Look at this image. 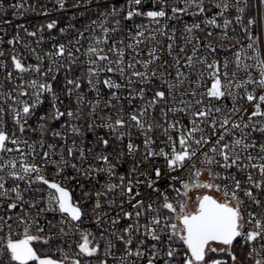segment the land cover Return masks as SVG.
<instances>
[{
	"label": "snow or ice",
	"instance_id": "obj_1",
	"mask_svg": "<svg viewBox=\"0 0 264 264\" xmlns=\"http://www.w3.org/2000/svg\"><path fill=\"white\" fill-rule=\"evenodd\" d=\"M67 3L55 0L54 10H65ZM82 3L105 11L67 43L41 47L42 33L57 29L58 21L51 20L33 31L13 25L17 31L6 41L11 52L0 49V264H264V44L253 31L259 27L264 33V0H256L255 16L250 0H148L147 10L140 7L143 0H126L124 7L111 0H76L72 7ZM10 7L13 17L25 11L51 14L41 0H17ZM181 16L197 18L183 24L182 45L176 27L162 23ZM136 17L156 27L122 24ZM109 18L113 23L106 26ZM237 26L246 42L233 36ZM97 28L102 35L95 34ZM21 30L35 38L36 47L22 39ZM67 30L59 28L61 35ZM21 44L28 56L16 50ZM221 50L231 55L221 60ZM46 100L50 107L39 112ZM6 116L12 130L6 129ZM33 119L35 127L29 124ZM97 129L121 143L127 137L126 153L116 152L113 163L106 152L110 139L96 135L95 145L102 146L94 155L97 164L85 167L95 146L85 149L83 137ZM133 129L143 137V157L127 176L118 175L121 158L140 151ZM158 130L169 151L152 147ZM29 132L38 138H25ZM158 156L167 173L140 171ZM49 164L57 175L69 167L87 179L107 175L101 190L82 192L93 200L91 220L98 232L81 227L88 212L61 182L47 178ZM180 170L187 179L171 175ZM204 171L207 182L200 179ZM162 179L179 182L180 187L168 185L175 197L157 187ZM142 186L156 195L145 197ZM191 188L222 192L224 198L198 196L189 210ZM47 212L59 213L60 237L75 238L65 240L67 251L57 249L59 259L41 257L33 247L34 241L52 239L39 235L44 229L38 217ZM14 225L22 227V236L14 234ZM236 244L244 256L236 254Z\"/></svg>",
	"mask_w": 264,
	"mask_h": 264
},
{
	"label": "built area",
	"instance_id": "obj_2",
	"mask_svg": "<svg viewBox=\"0 0 264 264\" xmlns=\"http://www.w3.org/2000/svg\"><path fill=\"white\" fill-rule=\"evenodd\" d=\"M29 3H32L33 0H28ZM76 2V0H68L67 6L65 10L61 11H55L54 10V4L55 0H41V3L46 4L48 6V9L50 11L49 16H38L32 12L25 11L24 16L20 17L19 15L16 17H13L12 15V9L10 5L17 3V0H0V3H2L3 8L0 9V29L3 31H0V36H3L5 43L3 45H0V49L4 50L6 53L11 52V46L7 44V40L11 38L17 29L13 25H18L20 23H23L25 27H27L30 31L35 30L37 27H39L42 24H47L51 20H57L58 21V26L57 29L52 30L49 32L48 30H45L42 34L45 37V43L41 46L45 51L51 49V45L56 42H63L67 43V41L74 36H76L77 31H82L84 30L85 26H87L92 20H97L99 19V14L105 9L103 7L101 8H96L95 6H89L87 4L82 3L79 8L72 7V5ZM126 0H111V3L115 5L116 3H119L121 7L125 6ZM256 3V0H250V4L253 5V7L250 9V12L253 16L256 14V9L254 7ZM142 9L147 10L150 6L148 4V0H143L142 5L140 6ZM160 4H156V8H159ZM235 13L233 12V15ZM194 19H197L195 17L191 16H181L179 21L172 20V21H162V23H168L177 29V44H183L184 41L181 39L182 35V29H183V24L184 23H192ZM4 20H11L12 24H4L2 21ZM113 22L111 21V18H109L108 24L106 26H110ZM133 23L135 24H140L143 23L145 25L149 26V29L156 27L155 25H149V21L146 17H136L134 18L133 22H127V21H122V24H128L129 27L133 26ZM72 25L74 26L73 28H69L68 26ZM59 28H65L68 29L64 35H61L59 32ZM254 34H260L262 37V44H264V33H261V30L259 27L254 28ZM96 35H102L100 33V29H96ZM20 35L22 39L26 42L29 43L32 47H36L34 40L35 38L28 37L26 36L23 31H20ZM114 35L119 36L120 33H115ZM197 35L201 39H205V34L204 33H197ZM233 36L236 39H240L243 42H246V40L243 37V33L239 31V26H237V31L233 33ZM163 39V38H162ZM214 43H218V41H214ZM88 46V42L84 43V47L86 48ZM17 51L24 52L25 56H28V53L24 51V46L23 44L17 45L16 46ZM188 50L189 53L191 51V45H188ZM231 52L221 50L218 53V57L223 60L226 56H230ZM82 59H85V57H81ZM166 59H169L168 57H165ZM6 59V57H5ZM29 63H36L34 57H30L28 59ZM4 73L0 72V80L3 79ZM61 80H63V76L61 75L59 77ZM228 107L232 106V102L229 100L227 102ZM241 105L243 107L248 108L249 111H251V106L247 104L246 101H242ZM69 102L67 99H65L64 107H68ZM50 107V103L48 100L45 101V103L40 107L38 110L39 112H43L45 110H48ZM125 110L130 111L128 108L127 104L125 103ZM107 114V112L105 113ZM156 119H160L159 116V111L155 113ZM5 122H6V129L7 130H12L13 125L11 122V117L6 116L5 117ZM187 123V121H184ZM29 124H31L33 127H35V120H30ZM96 135H104L105 138L110 139V146L106 150L107 153L111 154V158H113V163H116V160L114 159L116 152H119L123 150L126 153V143L128 142V138L126 137L124 142H118L115 139L111 138L107 134L106 129H97L95 133H85L83 137V146L85 149L87 148H94V152L88 156V159L85 163V167H87L88 164H97V162L94 160V155L95 152H98L101 150L102 146L95 145V139ZM27 139L35 140L38 138V133H26ZM153 138L155 139L156 143L152 145V147L155 150H159L161 147H165L164 143L162 141L165 139V137L162 135V133L158 130L155 133H153ZM132 140L134 143L140 145V151L137 152L134 156H128L125 155L124 157L121 158L120 162L117 164L116 167V173L118 175L122 174L127 176L129 174L130 169L133 167V165L137 164L139 161L142 160L143 157V137L139 136L136 131L133 129V135H132ZM48 142H53L51 138H48ZM11 146V145H10ZM165 151H169L168 148L165 147ZM102 166V165H101ZM199 166V165H198ZM152 168H160L162 173H167V164L166 161L164 160L163 157H152L149 160L145 161L141 166H140V171L142 172H149ZM217 171H220L219 169H216ZM46 176L49 180H54L57 182H61L62 186L68 188L71 191L72 197L74 201H79L83 208L88 212L89 218L85 219L84 223L81 225L82 228L91 230L93 232H98V228L95 223L92 222L91 220V214H92V206H93V200L88 199L82 195L83 191H88L91 193H94L98 190H101L102 185H104L108 179L107 175L104 173L99 174L95 179H87L84 176L77 175V173L72 170L70 167L66 168L64 172L60 175L56 174V168L55 166L49 164L45 168ZM171 175H176V176H181L184 179L188 178V174L185 173L183 170H180L175 173H171ZM65 176H75L76 179L74 180H65ZM154 178V177H153ZM140 179H143V176L140 177ZM200 179L204 182H207L209 180L207 171H204L203 174L201 175ZM175 183L177 187H180L179 182H174L171 180H167V182L162 179L159 181L157 187H162V189H167L170 193L171 196L175 197L176 193L172 192L170 188H168L169 184ZM81 185H83V188H81ZM23 186V185H22ZM34 187H40L42 189L47 190L46 185H35ZM142 191L145 194V197L148 195L155 196V193H152L151 189H147L146 187L142 186ZM183 191V189H181ZM211 193H220L223 194L222 192H216L215 190H209ZM44 195H46V191L44 192ZM31 198V197H29ZM36 198H39V195H37ZM40 206H43L41 204ZM248 207V205H245ZM107 211L108 209L105 207L104 209ZM32 214L35 215V210H31ZM259 211V210H257ZM60 215L59 213H43L38 217V224L40 227H43L44 232L39 233V235L46 236V237H52V239L49 241L48 244L43 243L42 241H34L33 242V247L37 251L38 255L41 257L45 256H50L54 259H59L61 256V253L57 251L58 248H64L65 251L68 250L67 244L65 243V240H73L75 239L74 237L70 238H64L60 237L58 235L59 228L62 226L59 221H60ZM126 222L121 223L120 227H123ZM14 228V234L22 236L23 230L21 228H17L15 225L13 226ZM33 234H37L33 232ZM234 249H239V250H244L243 247H241L240 244H236ZM119 255V253H117ZM31 264H35V262H31ZM110 264H115V261H110Z\"/></svg>",
	"mask_w": 264,
	"mask_h": 264
},
{
	"label": "rangeland",
	"instance_id": "obj_3",
	"mask_svg": "<svg viewBox=\"0 0 264 264\" xmlns=\"http://www.w3.org/2000/svg\"><path fill=\"white\" fill-rule=\"evenodd\" d=\"M206 189H196V188H191L188 191V197L187 199V204H188V209L189 210H194L197 206V197L202 196L206 191ZM246 264V263H245Z\"/></svg>",
	"mask_w": 264,
	"mask_h": 264
},
{
	"label": "flooded vegetation",
	"instance_id": "obj_4",
	"mask_svg": "<svg viewBox=\"0 0 264 264\" xmlns=\"http://www.w3.org/2000/svg\"><path fill=\"white\" fill-rule=\"evenodd\" d=\"M206 192L203 194H207V195H212L214 198L218 199V200H223V194H220V193H211L209 190H205Z\"/></svg>",
	"mask_w": 264,
	"mask_h": 264
},
{
	"label": "trees",
	"instance_id": "obj_5",
	"mask_svg": "<svg viewBox=\"0 0 264 264\" xmlns=\"http://www.w3.org/2000/svg\"><path fill=\"white\" fill-rule=\"evenodd\" d=\"M234 251L236 252V254L238 255V256H244V254H245V251L244 250H239V249H234ZM245 263L246 264H249V262L248 261H245Z\"/></svg>",
	"mask_w": 264,
	"mask_h": 264
}]
</instances>
